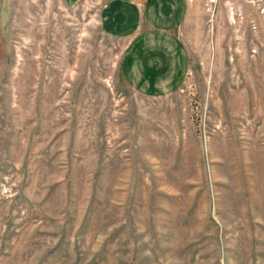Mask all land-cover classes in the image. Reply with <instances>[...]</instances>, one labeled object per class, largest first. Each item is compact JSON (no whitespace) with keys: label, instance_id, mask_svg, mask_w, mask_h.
<instances>
[{"label":"rangeland","instance_id":"obj_1","mask_svg":"<svg viewBox=\"0 0 264 264\" xmlns=\"http://www.w3.org/2000/svg\"><path fill=\"white\" fill-rule=\"evenodd\" d=\"M100 6L0 0V264H264V0H196L154 92Z\"/></svg>","mask_w":264,"mask_h":264},{"label":"crops","instance_id":"obj_2","mask_svg":"<svg viewBox=\"0 0 264 264\" xmlns=\"http://www.w3.org/2000/svg\"><path fill=\"white\" fill-rule=\"evenodd\" d=\"M107 33L126 38V66L143 91H169L184 74L183 27L196 0H100Z\"/></svg>","mask_w":264,"mask_h":264}]
</instances>
